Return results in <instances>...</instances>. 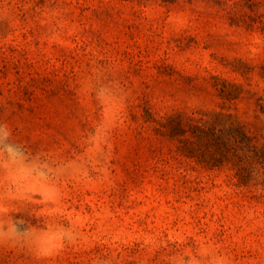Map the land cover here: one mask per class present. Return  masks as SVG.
<instances>
[{"label": "rangeland", "instance_id": "rangeland-1", "mask_svg": "<svg viewBox=\"0 0 264 264\" xmlns=\"http://www.w3.org/2000/svg\"><path fill=\"white\" fill-rule=\"evenodd\" d=\"M0 264H264V0H0Z\"/></svg>", "mask_w": 264, "mask_h": 264}, {"label": "trees", "instance_id": "trees-1", "mask_svg": "<svg viewBox=\"0 0 264 264\" xmlns=\"http://www.w3.org/2000/svg\"><path fill=\"white\" fill-rule=\"evenodd\" d=\"M192 133L201 141L206 140L207 145L214 147V152L210 154L211 157L221 158L227 157L228 155H235L238 163L244 162L246 157H248L245 156L243 152L238 151L241 149L240 146L243 143V140L235 136L238 134H231L229 138H222V135L217 134L214 129L201 126L194 127ZM253 152L254 154H258V151Z\"/></svg>", "mask_w": 264, "mask_h": 264}]
</instances>
